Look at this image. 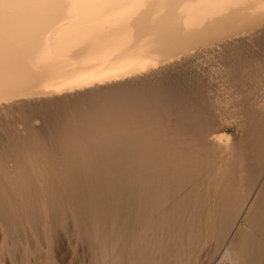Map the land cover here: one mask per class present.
Wrapping results in <instances>:
<instances>
[{"label": "bare ground", "instance_id": "obj_1", "mask_svg": "<svg viewBox=\"0 0 264 264\" xmlns=\"http://www.w3.org/2000/svg\"><path fill=\"white\" fill-rule=\"evenodd\" d=\"M59 232L264 264V0H0V260Z\"/></svg>", "mask_w": 264, "mask_h": 264}, {"label": "rangeland", "instance_id": "obj_2", "mask_svg": "<svg viewBox=\"0 0 264 264\" xmlns=\"http://www.w3.org/2000/svg\"><path fill=\"white\" fill-rule=\"evenodd\" d=\"M24 237L27 238L28 234H26ZM28 238L30 239L32 237L29 236ZM72 238L73 237L71 235L69 236L62 232H59L56 236V243H55L56 246L53 245V247L50 250L48 249L46 250L44 245L43 248L41 245L35 247L34 249L36 250L35 251L36 254H33L31 256L32 260L29 259L28 264H42L45 258H49L52 261V264H84L86 260L85 252L81 246L72 243L73 242ZM0 261H1L0 264H10L8 260L6 261V259L5 260L2 259Z\"/></svg>", "mask_w": 264, "mask_h": 264}]
</instances>
